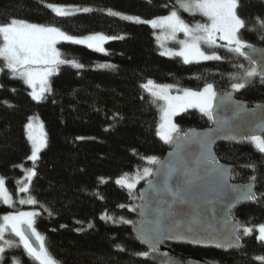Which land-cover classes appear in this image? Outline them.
<instances>
[{"label": "trees", "instance_id": "obj_1", "mask_svg": "<svg viewBox=\"0 0 264 264\" xmlns=\"http://www.w3.org/2000/svg\"><path fill=\"white\" fill-rule=\"evenodd\" d=\"M48 4L94 10L62 18ZM174 8L190 24L205 20L198 13L179 9L177 0H0V24L15 18L58 26L70 35L122 37L105 42L103 53L59 42L61 58L74 59L83 67L61 65L50 75L49 90L40 100L31 98L22 79L12 78L7 69L0 72V176L13 199L12 205L0 202V217L21 207L18 186L25 169L32 168L35 175L26 194L37 203L23 206L37 210L34 227L45 237L48 251L59 264H187L189 255L208 257L220 264H264L257 259L264 257V242L256 239L255 229L264 223V153L247 141H220L214 147L218 159L232 166V181L255 184L257 199L241 203L231 212L242 227L253 228L250 236H244L241 227L239 247L170 242L165 243L170 251L158 252L143 246L131 231L138 189L147 178L135 193L118 185L116 179L153 168L147 157L158 159L170 147L157 135L160 101L142 85L151 80L200 90L212 84L216 93H222L240 82L244 70L251 67L248 59L228 51L223 43L208 48L222 59L185 64L178 56L161 55L149 24L107 14V9H112L150 19ZM237 12L245 21L240 38L250 45H264V26L260 23L264 21L263 1L239 0ZM102 64L112 67H99ZM235 93L256 106L264 102V80L257 75ZM31 115L42 120L46 140L35 161L28 159L31 146L25 131ZM174 120L180 131L210 124L195 108L177 113ZM145 251L147 258L139 255ZM3 257L2 264H12L14 257L20 264H33L22 248L6 247Z\"/></svg>", "mask_w": 264, "mask_h": 264}, {"label": "snow or ice", "instance_id": "obj_2", "mask_svg": "<svg viewBox=\"0 0 264 264\" xmlns=\"http://www.w3.org/2000/svg\"><path fill=\"white\" fill-rule=\"evenodd\" d=\"M179 9L190 14L199 13L207 18V23H196L190 26L182 19L179 11L174 8L166 16L156 17L152 20H141L138 16L124 15L123 13L107 9V14L113 17H120L125 21L135 23H147L154 29L161 28L167 31L168 35L175 39L177 33H183L185 39L180 40V50L174 53L162 52L161 55H176L183 58V63L188 64L192 61L199 62L209 60H220L221 56L211 53L206 54L202 51L201 44L208 46H216L217 39L225 41L227 50L234 52L240 56H244L249 60L251 67L244 70L240 82L232 83L233 91H238L246 86V82L259 75L264 80V67L257 71V61L249 56L243 49H252L256 53L257 50L252 45L244 42L239 32L245 28V21L238 15L239 0H177ZM57 16L62 18L71 17L76 13H89L94 9L90 7L80 6H64L48 4L46 5ZM264 26V21L260 22ZM122 37H111L102 33H94L82 38L67 34L58 26L44 25L27 22L21 19H11L10 22L0 24V72L7 69L12 78H20L26 85L31 87L33 91L30 93L34 100H40L42 94L47 91L43 85L47 83V79L61 65L68 64L77 69L83 65L74 59H62L61 52L57 49L58 42H69L75 45H86L90 49L98 52H105L103 44L111 39ZM261 63H264V52L259 53ZM99 67H112L111 65H99ZM243 67V66H240ZM236 77H233L235 79ZM39 83L41 88L39 91L36 85ZM142 87L146 88L150 94L159 100L165 102L161 109V121L158 126L157 135L165 143L176 142L178 149L188 148L189 151L194 147L198 150L199 155L195 160H189L186 156L178 158L176 161L161 163L155 156L147 157L150 164H161L156 169L155 176L160 178L155 182L148 181L149 187L153 193L157 194L160 199L155 202L150 200L143 206L142 215L154 213L151 220L141 221L139 229V239L152 251L156 250L157 244H163L168 240H183L191 237L193 243L202 242L199 237L208 229H198L194 225L198 222V216L205 214L209 206L219 204L225 197L231 201L247 200L254 201V195L251 184L237 189L228 184L229 170L218 167V161L211 153V145L214 142V135H204L192 133H184L180 135V130L176 124L172 122V116L178 111L188 108H198L199 111L208 117L209 120L216 119L214 108L219 111L228 108L226 101L230 97H224L218 103L214 104L217 94L212 84H205L202 90L194 91L188 88L177 89L180 94L170 95L169 90L174 85H156L149 80ZM236 106L235 114L239 115ZM253 124L254 121H247ZM256 128L264 131V123L256 124ZM28 140L31 142L32 150L28 159L35 161L38 159V152L45 146V137L42 132H37L33 126L31 118L29 123L25 125ZM215 136L224 139L239 138L242 141L250 142L260 153H264V138L255 132L242 131L240 124L229 125L226 120H218L217 128L214 130ZM175 134V136L173 135ZM78 139H82L78 137ZM253 167L254 165H249ZM35 175L34 170H28V179ZM153 176V169L145 167L143 175H137L132 178H120L116 181L118 185L131 190L135 187L139 179H146ZM255 180L256 177L251 178ZM170 181L172 186H169ZM20 192H27L28 187L19 188ZM165 194L170 199H165ZM141 199L144 198L141 194ZM0 201L6 205L11 204V196L5 188V181L0 178ZM20 204L34 205L37 201L29 196L27 199H21ZM189 205L198 209V213H193L191 208L189 211L181 206ZM123 207V205H121ZM135 211V209H130ZM36 212H15L0 217V264L4 259L3 253L5 246L11 248H22L24 254L33 261V264H59L57 260L48 251L45 244V237L41 235L34 227ZM183 216L186 226H181L177 222L179 216ZM191 216V218H189ZM111 220L112 217H107ZM123 223H131V221L123 220ZM145 224L150 225L148 227ZM225 225L229 224L226 219ZM91 227V225H89ZM239 222L229 226L226 229L218 230L220 234H226L228 242L226 245L218 244L217 247H239L241 236L237 234L241 229ZM14 234L18 240L5 239V233L8 230ZM244 236H250L253 228L242 227ZM258 235L256 239L264 242V223L256 227ZM213 235V233H209ZM35 240V244L33 243ZM119 247V246H118ZM141 257L147 258L148 252L139 253ZM258 260L264 261V257H257ZM13 264H20L19 258H13Z\"/></svg>", "mask_w": 264, "mask_h": 264}, {"label": "water", "instance_id": "obj_3", "mask_svg": "<svg viewBox=\"0 0 264 264\" xmlns=\"http://www.w3.org/2000/svg\"><path fill=\"white\" fill-rule=\"evenodd\" d=\"M264 3V0H262ZM253 48L257 50L256 53L252 52V49H243L249 56H251L253 59L257 61V71L260 70L261 67H264V63H261L259 58V53L264 52V45H252ZM259 76V75H258ZM260 77V76H259ZM217 99L214 102V104L218 103L221 99L224 97H230V100L226 101L228 104V108L222 111L217 110L214 108V113H216V119L210 120V124L203 128H196L191 127L186 129L185 131H180V135L183 136L184 133H189L190 135L192 133L200 134L201 136L204 135H214V142L211 145V153L215 157V159L218 161V167H222L229 170V177H228V184L232 185L233 187L237 189H241L245 185L251 184L253 186L252 191L257 199V193L255 184L253 181H247V182H237L231 180V169L232 166L230 164H227L225 162H222L218 159L214 147L215 144L220 141H232V142H240L239 138L236 139H224L220 136H215L214 130L217 128V121L218 120H226L228 121L229 125L233 124H240L242 131L244 132H255L257 135H263L264 131H261V129L256 128V124L264 123V102L256 105V106H250L249 103L236 96L235 91L232 89L222 92V93H216ZM236 106H240L238 108L239 115L235 114ZM247 121H254L253 124L246 123ZM175 136V134H173ZM170 147L168 150L164 153V155L157 160L161 163H166L169 161H176L180 157L186 156L189 160H195L196 157H198L199 152L196 148H192L191 151L188 150V148L184 149H178L177 143L174 141L172 143H169ZM161 164H154L153 165V176H149L148 179L144 181L141 187L138 189V203L136 206V219L131 223V228L137 238V240L146 248L150 249L148 245L144 244L139 239V229L141 227V221L145 220H151L153 218L154 213H147L145 215H142V209L143 206L148 203L150 200L153 202L152 208L155 207V202L160 199V197L153 193V190L149 187L148 181L155 182L157 179H160L155 176L156 169L160 168ZM169 186H172V182L170 181ZM141 194H143L144 198L141 199ZM165 199H170L167 194H165ZM255 201V200H254ZM254 201H247V200H238V201H231L229 198L225 197L223 201L219 204L209 206L207 212L205 214L198 216V222L194 225L195 228L198 229H208V231L203 232L202 236L199 237L202 242L200 243H193L191 240V237L188 239L183 240H168L165 241L163 244H157L156 250L158 252L163 251H170L169 247L165 243L170 242H181V243H187L195 246H201V247H214V248H225V246L217 247L218 244L220 245H226L228 242V237L226 234H220L218 230L226 229L229 226L235 225L236 220L232 217L231 212L232 210L241 203H248V202H254ZM185 209V211H189L191 208L192 212L198 213V209H195L194 206L189 205H183L181 206ZM191 218V216L189 217ZM229 221L228 225L224 224L225 220ZM177 222L181 226H186V221L184 217L181 215L177 218ZM146 227L150 226L145 224ZM213 233V235H209V233ZM239 232V230H238ZM237 232V234H238ZM33 243L35 244V240L33 239ZM241 244V239L239 241V245ZM152 250V249H151ZM187 264H220L218 261L214 259H210L208 257L199 256V255H189L186 257Z\"/></svg>", "mask_w": 264, "mask_h": 264}, {"label": "rangeland", "instance_id": "obj_4", "mask_svg": "<svg viewBox=\"0 0 264 264\" xmlns=\"http://www.w3.org/2000/svg\"><path fill=\"white\" fill-rule=\"evenodd\" d=\"M56 5V4H55ZM169 14V12L167 13V14H164V15H159V16H156V17H160V16H166V15H168ZM199 14V13H198ZM201 15V14H200ZM138 17H140V16H138ZM156 17H153V18H150V19H146V18H142V17H140L141 18V20H144V21H147V20H152V19H154V18H156ZM205 18V20L204 21H198L197 23H207L208 21H207V18L206 17H204ZM186 22V21H185ZM186 23H188V22H186ZM190 26H193L194 24H190V23H188ZM196 24V23H195ZM151 26V25H150ZM153 28V27H152ZM154 29V28H153ZM103 34V33H102ZM70 35V34H69ZM87 35H90V34H87ZM87 35H73V36H76V37H80V38H82V37H84V36H87ZM104 35H107V34H104ZM154 35H155V38H156V41H157V44H158V46H159V50H160V52L162 53V52H165V53H174V52H177V51H179L180 50V47H181V45L179 44V41L180 40H184L185 39V37H184V34L183 33H177V35H176V37H175V39H173V38H171L169 35H168V33H167V31L166 30H164V29H161V28H155L154 29ZM107 36H111V35H107ZM111 37H114V36H111ZM112 40V39H111ZM110 40V41H111ZM109 41V40H108ZM61 42H63V41H61ZM107 42V41H106ZM59 43V42H58ZM58 43H57V45H56V47H57V49L60 51V49H59V46H58ZM220 43H223V45H226V42L225 41H221V40H219V39H217V42H216V46L217 45H219ZM105 44V43H104ZM104 44H103V48L105 49V47H104ZM84 46H86V45H84ZM87 47V46H86ZM211 47H214V46H211ZM210 46H208V45H206V44H201V49H202V51H205V53L206 54H211V53H213L212 51H210V50H208V48H211ZM226 47V46H225ZM94 50V49H93ZM61 52V51H60ZM165 56H169V57H173V56H176V55H165ZM179 57V56H178ZM181 59H183L182 57H180ZM201 61H203V60H201ZM54 73H56V71L54 72ZM53 73V74H54ZM52 74V75H53ZM49 79H50V76L48 77V79H47V83L45 84V85H43V87H45L46 89H48L49 90ZM154 84H156V83H154ZM156 85H164V84H156ZM167 85H171V84H167ZM28 86V85H27ZM175 86V85H174ZM28 88H29V93H31L32 91H33V89L31 88V87H29L28 86ZM41 88V85L39 84V83H37V85H36V89H37V91H39V89ZM177 89H184V88H180V87H173L172 89H170L169 90V94L170 95H178V94H180V92L177 90ZM203 89V88H202ZM202 89H200V90H202ZM47 90V91H48ZM47 91H45L43 94H42V96H41V98L44 96V94L47 92ZM194 91H199V90H194ZM149 92V91H148ZM31 98H32V96H31ZM159 100V99H158ZM160 101V117H159V122H158V126L162 123V121H161V109H162V107L164 106V104H165V102L163 101V100H159ZM195 109H198V108H195ZM199 110V109H198ZM179 112H181V111H178L177 113H179ZM176 113V114H177ZM175 114V115H176ZM174 115V116H175ZM174 116H172V122L174 123V124H176L175 123V120H174ZM29 118H31V122L33 123V126L37 129V132H42L43 134H44V137H45V131H44V126H43V122H42V120L40 119V117L38 116V115H31V116H29L28 117V119H27V121H26V124H28L29 123ZM158 126H157V130H158ZM26 135H27V133H26ZM28 138V137H27ZM45 142H46V140H45ZM29 143H30V146H31V150H32V145H31V142L29 141ZM169 144V143H168ZM43 148V147H42ZM42 148L40 149V151L42 150ZM39 151V152H40ZM39 152H38V154H39ZM30 155H31V151H30ZM32 161V160H31ZM33 170L32 168H26L25 169V171L23 172L24 173V176H23V178L20 180V183H19V186H18V193H19V195H20V198H19V201L21 200V199H27L28 197H29V195L28 194H26L27 192H20L19 191V188H21V187H24L25 185H27V187L29 186V182H30V180L27 178L28 177V170ZM143 169L144 168H142L141 170H139L138 169V171L136 170L135 172H133V173H127V174H125V175H123V176H121V177H118V179H120V178H132V177H135V176H137V175H140V176H142L143 175ZM0 178H2L1 176H0ZM149 178V177H148ZM118 179H116V181L118 180ZM144 179H139V181L136 183V185H135V187L133 188V189H131V190H129L128 189V191L130 192V193H135V192H133L136 188H137V186L139 185V183L141 182V181H143ZM126 188V187H125ZM10 196H11V194H9ZM0 202H2V201H0ZM3 203V202H2ZM13 204V199H12V197H11V204L10 205H12ZM30 206L31 204H20V208L18 209V210H16V211H14V212H9V213H15V212H36L37 213V210H34V209H31V208H28V207H24V206ZM9 213H6V214H9ZM6 214H4V215H6ZM258 226V225H257ZM256 226V227H257ZM248 227V226H247ZM256 227H255V229H256ZM256 235H258V233L256 232ZM9 237H11V238H9ZM5 239H7V240H14V241H16V240H18V238L17 237H15L14 236V234H12L11 233V230L9 229L8 231H6V233H5V237H4ZM0 244H3V241H0ZM7 246H5V248H6ZM13 264V263H12Z\"/></svg>", "mask_w": 264, "mask_h": 264}]
</instances>
